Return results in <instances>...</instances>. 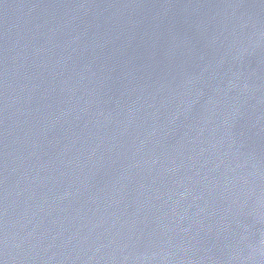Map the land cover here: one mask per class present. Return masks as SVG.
<instances>
[{"label":"water","instance_id":"water-1","mask_svg":"<svg viewBox=\"0 0 264 264\" xmlns=\"http://www.w3.org/2000/svg\"><path fill=\"white\" fill-rule=\"evenodd\" d=\"M0 264H264V0H0Z\"/></svg>","mask_w":264,"mask_h":264}]
</instances>
